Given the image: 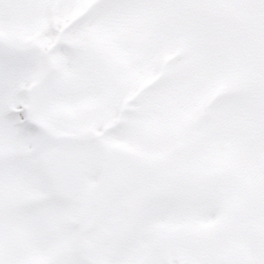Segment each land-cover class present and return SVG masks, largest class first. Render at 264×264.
Returning a JSON list of instances; mask_svg holds the SVG:
<instances>
[{
	"label": "snow or ice",
	"instance_id": "snow-or-ice-1",
	"mask_svg": "<svg viewBox=\"0 0 264 264\" xmlns=\"http://www.w3.org/2000/svg\"><path fill=\"white\" fill-rule=\"evenodd\" d=\"M0 264H264V0H0Z\"/></svg>",
	"mask_w": 264,
	"mask_h": 264
}]
</instances>
